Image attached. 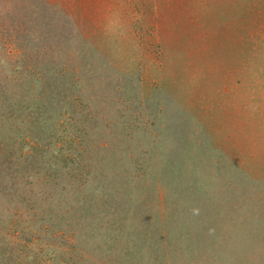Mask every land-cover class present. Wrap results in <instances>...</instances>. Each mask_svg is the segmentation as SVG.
I'll list each match as a JSON object with an SVG mask.
<instances>
[{
	"label": "rangeland",
	"instance_id": "374dc122",
	"mask_svg": "<svg viewBox=\"0 0 264 264\" xmlns=\"http://www.w3.org/2000/svg\"><path fill=\"white\" fill-rule=\"evenodd\" d=\"M0 264H264V0H0Z\"/></svg>",
	"mask_w": 264,
	"mask_h": 264
}]
</instances>
